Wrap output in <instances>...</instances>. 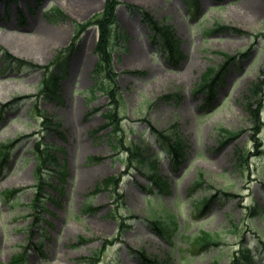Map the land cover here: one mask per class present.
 Instances as JSON below:
<instances>
[{
	"label": "rangeland",
	"instance_id": "1",
	"mask_svg": "<svg viewBox=\"0 0 264 264\" xmlns=\"http://www.w3.org/2000/svg\"><path fill=\"white\" fill-rule=\"evenodd\" d=\"M119 1L116 18L127 39L114 43L109 73L122 141L113 149L103 116L110 99L93 88L97 30L78 28L104 0H0V146L14 141L0 172V264L23 248L25 264H93L95 257V264H145L139 250L166 264H230L246 244L254 256L249 264H264V0H251L254 11L244 7L247 0ZM130 5L172 26L181 40L175 61ZM54 6L65 19H47ZM39 25L56 35L36 34ZM66 47L60 98L37 97L43 66ZM217 73L222 76L210 97L206 87L195 91ZM253 83V89L263 88L257 134L247 105L254 111L258 100L246 99ZM39 112L60 128L48 129ZM150 122L179 133L184 156L178 167L156 146ZM42 140L56 156V168L66 160L64 182L49 175L50 163L36 175L34 146ZM132 143L144 148L146 161L129 158L123 148ZM153 159L168 184L162 193L148 186ZM109 175L121 178L119 192L94 193ZM40 177L46 181L41 190ZM211 195L208 210H198V200ZM38 196L35 209L31 202ZM167 211L176 226L169 238L159 237L147 219ZM204 232L213 233L208 239L215 244L201 247Z\"/></svg>",
	"mask_w": 264,
	"mask_h": 264
},
{
	"label": "trees",
	"instance_id": "2",
	"mask_svg": "<svg viewBox=\"0 0 264 264\" xmlns=\"http://www.w3.org/2000/svg\"><path fill=\"white\" fill-rule=\"evenodd\" d=\"M36 2H39L40 0H35ZM118 4V0H105L104 6L102 11L93 16L90 20L86 21L85 23L78 24V28H82L87 25H95L97 27L98 31V38L94 45V52L97 55V62L95 66V73L96 75H102L106 74L104 77L107 79L105 80H96V83L98 84V87L105 91L110 98V105H113L110 107L105 113L104 117L106 118V122L104 125H111V131L112 134L117 131V123H116V113H117V105L118 103L113 99L114 97V87L111 85V83L114 81L112 77H110L108 74L111 72V66H112V53H113V45L114 40H123L126 38V34L123 30L119 29L116 24V16H115V8ZM53 12L64 16L63 13L56 7L53 8V11L50 12L49 18L52 19ZM141 16L143 21L147 24L150 32L152 33V38H159L160 44L163 46H167L169 49V53L174 52L175 45L177 44V39L173 37V30L171 26L155 20L151 14L148 11L141 10ZM59 18V17H57ZM66 50V49H63ZM62 55V51L56 54L55 59L53 60V63L55 65V70L59 68L61 64L60 57ZM230 58L229 56H227ZM50 68V67H49ZM211 72V71H210ZM58 74L55 71L47 70L45 74L43 75L40 83L39 88V94L45 98H58ZM204 84L206 86H210V84L205 81ZM252 89H250V92ZM257 92V91H256ZM255 92V93H256ZM251 116L256 120V109L251 111ZM45 117V116H42ZM46 118V117H45ZM56 127L58 124L55 125ZM151 134L154 136L156 143L165 149V151L169 154L170 158H173L176 161V164L179 163L180 158L183 156V150L184 145L183 142L178 134H176V131L166 132L162 130H157L156 128L149 126ZM111 135V134H110ZM119 141H121L119 139ZM118 141V142H119ZM36 152L38 153V160L39 159H53V156L51 153H48V147H45V149L40 148L38 149V144L36 145ZM133 157H137L143 162L146 161L147 157L143 155V147L140 145H134L133 148L128 149ZM45 154V155H44ZM235 154H239L238 151L235 152ZM52 162V161H51ZM150 165V174L149 177L151 178V181L159 186V188L166 189L167 184L164 180L160 178H156V165H154L153 161H149ZM39 165L36 169V174L39 172ZM55 170V169H54ZM66 175V172L64 168L59 170V177L63 178ZM201 176V175H200ZM117 184V177H105L100 182L96 183L94 190L98 191L101 189H108L109 187H112L114 189L115 185ZM42 187V186H41ZM205 208L208 206V203L204 204ZM149 222L151 224L152 230L157 233L160 236H168L169 235V226L174 224V219L172 218L171 213L166 212L165 217L157 215L153 212L152 216L149 219ZM206 236L204 238L205 244H209L210 241L208 239L209 232L205 233ZM209 242V243H208ZM203 244V245H205ZM143 256V259L145 260L146 257L141 254V257ZM252 252L251 250L245 245L242 246L237 255L232 258L231 264H248L252 259ZM20 258V257H19ZM19 258L15 261L17 262ZM148 264H159L158 262L154 260L148 261Z\"/></svg>",
	"mask_w": 264,
	"mask_h": 264
},
{
	"label": "bare ground",
	"instance_id": "3",
	"mask_svg": "<svg viewBox=\"0 0 264 264\" xmlns=\"http://www.w3.org/2000/svg\"><path fill=\"white\" fill-rule=\"evenodd\" d=\"M246 2L247 3H244V7L246 9H249L250 8V10L252 9L254 11L252 1L251 0H247ZM243 12H246V11H243ZM35 33L36 34H39V35L40 34L41 35H45V36L49 37L50 39H52L53 36L56 35V32L55 31L51 30L49 27H47L45 25L36 26L35 27ZM150 260L151 261L154 260V261L158 262L159 264H166L167 263V262H163L162 259L159 260V259H157L155 257H150L149 255H147L146 259L144 260L145 264H148L149 263L148 261H150Z\"/></svg>",
	"mask_w": 264,
	"mask_h": 264
}]
</instances>
